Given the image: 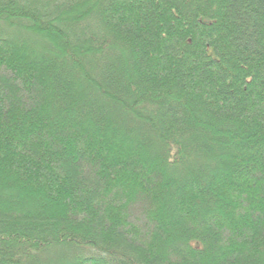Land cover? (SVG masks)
Wrapping results in <instances>:
<instances>
[{"label":"trees","instance_id":"16d2710c","mask_svg":"<svg viewBox=\"0 0 264 264\" xmlns=\"http://www.w3.org/2000/svg\"><path fill=\"white\" fill-rule=\"evenodd\" d=\"M263 252L264 0H0V264Z\"/></svg>","mask_w":264,"mask_h":264},{"label":"rangeland","instance_id":"374dc122","mask_svg":"<svg viewBox=\"0 0 264 264\" xmlns=\"http://www.w3.org/2000/svg\"><path fill=\"white\" fill-rule=\"evenodd\" d=\"M83 94H85L84 92H83ZM86 95H87V93H86ZM55 132H56V134H58V131L57 130H54ZM51 134H54L53 132L51 133ZM68 139H71L70 137H67ZM52 146V145H51ZM77 151V150H76ZM79 151V150H78ZM77 153V152H76ZM132 153V152H131ZM130 153V154H131ZM133 153H135V155H133V154H131V156L134 158V159H137L138 160V156H142L143 158H147L148 156H149V154H146L145 153V150H143V149H141V148H139V146H138V148L136 147V148H133ZM150 156H151V154H150ZM139 161V160H138ZM117 164H119L120 163V165H123V163H121V162H116ZM131 166V164H129V167ZM126 168H122V171H124ZM129 169V168H128ZM234 173L235 172H233V173H230L231 174V176L232 175H234ZM34 196V195H33ZM122 197V196H121ZM31 200L32 201H30V202H25V201H23V203L24 204H22L21 206H20V204H15L14 202H18V201H14L12 204V206H10L11 204H7V205H5L3 208H5V210H15V211H17V212H22V211H25V212H32V211H35V210H33L34 209V207H33V202L34 203H36V199L35 198H33V197H31ZM27 203V204H26ZM12 208V209H11ZM57 209H60V210H64L67 214H68V207L66 206V204H64V203H60V204H58V206L56 207ZM221 209L223 210L224 208L223 207H221ZM62 216V215H61ZM65 251V250H64ZM63 251V252H64ZM61 252H62V250H61ZM262 254H264V252L263 253H259V255H261V256H263L264 257V255H262ZM259 258V257H258Z\"/></svg>","mask_w":264,"mask_h":264}]
</instances>
